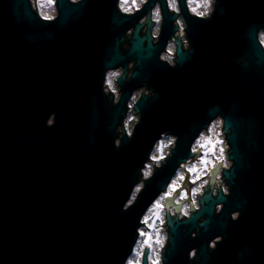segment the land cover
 <instances>
[{"label":"water","instance_id":"water-1","mask_svg":"<svg viewBox=\"0 0 264 264\" xmlns=\"http://www.w3.org/2000/svg\"><path fill=\"white\" fill-rule=\"evenodd\" d=\"M179 1L190 47L178 40L171 67L156 57L164 40L153 44L151 22L145 35L136 24L123 52L130 17L120 16L118 0H58L54 20H43L30 0H0V264H128L144 214L199 154L197 138L219 115L231 165L218 180L222 162H214L200 208L189 217L168 209L163 264H259L264 0H215L207 17L191 16ZM161 2L166 19L174 18ZM128 57L136 59V86L155 93L137 99L140 118L132 135L119 138L131 89L111 107L103 78ZM164 133L177 135L175 145L132 200ZM148 252L142 264H149Z\"/></svg>","mask_w":264,"mask_h":264},{"label":"flooded vegetation","instance_id":"flooded-vegetation-1","mask_svg":"<svg viewBox=\"0 0 264 264\" xmlns=\"http://www.w3.org/2000/svg\"><path fill=\"white\" fill-rule=\"evenodd\" d=\"M33 10H35L41 18L48 19V20H54L58 14H59V7H58V0H30ZM70 3L75 4L80 2L81 0H68ZM215 0H186V6L188 9V13L191 16H198V17H207L212 14V11L215 7ZM148 0H118L117 2V9L120 13V16H129L130 19L128 22L124 24V27H127L126 31L124 32V40L121 43V47L123 52L126 54L129 50L130 45V39L133 35V31L135 29V26L137 23L143 24L142 28L140 30L141 35H145L149 29L150 25V33L151 36H153V44H157L159 40L161 39V36L163 38L164 44L163 47L158 52V60L160 62H166L171 67L177 65V48H178V40L182 41V46L184 49H188L190 47V42L187 36V28H188V22L189 19L187 15L185 14L181 4L179 3V0H166L167 10L168 14L170 16L175 15L174 18L166 19L165 12L162 7L161 0H156L155 3L151 4L147 9H144V4H146ZM166 22V30L163 31V24ZM259 32V38L260 41L264 47V39H262L261 34L264 31V28L258 30ZM136 69V59L135 58H126L124 61L120 62L117 66L110 67L109 69H106V72L104 74L103 78V91L106 93L109 105L115 106L118 104V100H120L121 95L123 93V88L125 89H131V95L129 97L128 103H127V110H126V116L122 120V124L118 126L117 130L120 132L119 138L122 136V132H126L128 135H132L135 124L138 122L140 118V113H137L134 110V104L136 103L137 99L142 98V96L145 94L148 96V98H151L154 95V90L150 89L147 85H140L136 86L135 80H133V72ZM125 73L124 82L120 83L118 79ZM54 113H51V116L49 117L48 124L53 123L54 121ZM221 115L217 116L215 120H222ZM214 120V121H215ZM177 137L175 134H169L164 133L162 135V138L164 137ZM161 138V139H162ZM191 163H188L190 165ZM224 167V166H223ZM217 175V179H222V172L220 169V172ZM213 171L212 173L207 175L206 184H202L201 187L197 189V186L192 188L191 185H186L187 188L180 187L178 191L171 192L173 187V179L170 181V184L167 187L166 192H163V211L165 214V224L164 228L162 229V232L160 235L163 236V239L161 242V255L159 256V259L156 261L155 259L150 260V256L153 250V246L149 245V252H148V261L149 264H163L164 263V255H166V249L168 246V238H169V228L167 225V218L166 213L169 209V213L171 215H175L177 212H179V219H185L189 217L192 213L193 208L195 210L200 208V196L204 194V190L206 186L209 184L210 180L213 177ZM222 190L226 194L229 193V187L226 184L225 180L222 182ZM218 189V181H215L212 195H215L217 193ZM183 191L185 194H183ZM264 203V202H263ZM222 204H217L215 207L216 214L221 210ZM239 215V212L232 213L233 218H236ZM261 231H260V241L261 245L259 248V255L260 260L258 261L259 264H264V210H262L261 214ZM186 228L183 229L185 231ZM197 231L194 230L191 232L190 237H194L196 235ZM141 234V233H140ZM139 236V235H138ZM140 238V236H139ZM138 238V241L136 245L134 246L133 254L136 253L138 249V245L140 244V240ZM219 238H215L210 240L209 242V248L210 250H213L216 245ZM145 246L143 250L141 251L140 261L139 264H142L143 255ZM248 249V247H247ZM198 248L195 247L190 250V258L193 259L197 255Z\"/></svg>","mask_w":264,"mask_h":264},{"label":"rangeland","instance_id":"rangeland-1","mask_svg":"<svg viewBox=\"0 0 264 264\" xmlns=\"http://www.w3.org/2000/svg\"><path fill=\"white\" fill-rule=\"evenodd\" d=\"M264 39V31L261 34ZM222 120H215L211 123L208 130H204L203 133L197 138L194 147L202 146L199 154L191 159H188L191 163L181 167L176 175L173 177V187L171 192L178 191L180 187L187 188L186 185H191L192 188L197 186V189L206 183L207 175L212 173L214 169V162H222L219 168V172L222 168H229L231 161L228 160L225 155L228 152V142L226 135L223 133ZM175 145V137H163L158 140L155 147V151L152 154V160L144 169V176L136 191L133 194L132 200L135 198L136 193L143 187L144 181L150 176L154 170L155 165H160L163 162V156L171 152L172 147ZM224 166V167H223ZM219 175V174H218ZM171 185V184H170ZM183 194L185 192L183 191ZM163 195L152 203V206L147 211V220L143 221V226L140 228V244L136 253H132L128 258V264H139L141 251L145 246H153V250L150 256L151 260L159 259L161 255V242L163 236L160 235L165 224V214L163 211Z\"/></svg>","mask_w":264,"mask_h":264}]
</instances>
